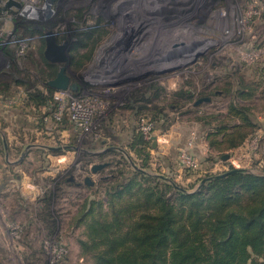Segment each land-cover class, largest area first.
<instances>
[{
	"label": "rangeland",
	"instance_id": "rangeland-1",
	"mask_svg": "<svg viewBox=\"0 0 264 264\" xmlns=\"http://www.w3.org/2000/svg\"><path fill=\"white\" fill-rule=\"evenodd\" d=\"M51 7L53 17L38 22L36 29L46 27V35L53 33L69 43L67 74L71 84L80 86L77 94L69 88L57 91L55 98L63 103L109 83L117 86L105 99L110 104L99 118L100 127L94 135L80 136L69 122L62 126L30 118L12 123L9 132L4 130L7 123H1L8 147L5 151L0 137V162L10 175L27 176L30 182L19 188L9 187L6 196L0 195V264H50L44 250L49 238L66 247L61 264H94L83 252L81 241L87 239L86 228L77 225L76 217L87 200L103 199V213H108V190L100 181L109 177L112 184V175L120 179L121 171L127 173L135 166L142 169L146 154L148 168L138 171L166 177L189 192L197 191L203 179L223 174L231 166L264 175V111L258 104L264 96L261 91L248 105L256 104L254 120L263 131L258 128L245 146L229 152L227 161L214 151L200 159L191 148H170L166 140L178 132L199 137L212 131L210 125L214 124H208L213 121L212 115H225L232 98L213 94L210 102L194 103L224 88L233 69L237 71L245 64V73L240 72L246 74V84L259 82L257 75L264 69V0H179L176 4H157L155 0H51ZM13 15L11 27L15 24ZM90 35L92 52H88L89 46L81 52L87 50L93 57L83 69H77L70 64L80 56L73 48ZM42 50L39 38L28 44L22 58L13 57L21 79L29 77L45 90L43 85L48 82L44 80L49 77L42 73L46 71ZM11 61L6 49L0 51V74L9 71ZM0 78L8 79L5 75ZM147 85L152 93L158 90V97L146 95ZM142 87L139 95L149 98L150 105L143 107L146 103L142 102L133 110L124 108L127 99ZM181 90L193 93L194 101L185 105V99L175 96ZM177 102L184 107L176 108ZM197 108L201 114H195ZM42 111L46 113L47 109ZM203 113L206 120L199 119ZM147 120L154 125L153 137L160 148L155 149L153 138H144L148 144L136 148L141 152L138 156L130 144L135 133L143 135L139 128ZM139 140L136 142L141 143ZM254 140L258 141L256 146L251 145ZM184 149L199 161L198 170H181L178 155ZM12 163L19 167L10 168ZM102 163L109 166L93 174L91 167ZM86 177L95 185L87 186ZM49 195L54 196L52 216L59 220L58 234L51 236L41 219ZM10 224L20 225L17 237L9 231Z\"/></svg>",
	"mask_w": 264,
	"mask_h": 264
},
{
	"label": "trees",
	"instance_id": "trees-1",
	"mask_svg": "<svg viewBox=\"0 0 264 264\" xmlns=\"http://www.w3.org/2000/svg\"><path fill=\"white\" fill-rule=\"evenodd\" d=\"M18 25L17 33L21 36L39 34L42 51H45L46 27L41 26L39 31L33 22H19ZM91 37L73 48V52H78L80 56L70 64L77 69H83L93 57L92 53H88L92 52ZM57 40L60 44L64 43ZM87 46L90 50L82 53ZM6 51L12 61L9 71L0 74L8 77L7 80L0 78V94L8 93L13 85L24 87L27 106L47 109L41 117L43 122L44 117L60 104L55 98L57 91L47 84L43 85V90L29 77L21 79L14 51ZM42 59L46 67L42 73L49 77L44 80L47 83L57 76L60 66L49 62L44 52ZM245 67L244 64L242 68H236L237 71L233 69L224 88L201 97L211 101L213 94H224L232 98L227 113L212 115L213 121L208 122L214 124L210 125L212 131L206 137L208 146L211 153L217 152L220 158L245 146L259 128L253 115L256 104L248 105V102L256 97L264 82L260 81L261 76L257 72L259 82L247 85L246 74H243ZM149 85L144 87L146 95L158 97V90L150 92L152 87ZM72 89L77 94L80 86ZM140 91L143 87L127 99L124 108L133 110L142 102L146 103L143 107L150 105L151 100L139 95ZM175 96L185 99V105L194 101L193 93L189 91L181 90ZM181 107L184 106L177 102L176 108ZM198 109L194 111L197 115L201 114ZM204 117H207L205 113L199 119L206 120ZM67 122L65 119L60 124L65 126ZM137 139L141 143L136 142ZM131 142L130 147L138 156L141 152L136 148H145L148 144L143 135L138 137L137 133ZM146 155L148 157L141 171L148 168L149 155ZM108 178L100 182L107 186L105 203L109 212L103 213V199L87 200L76 217L77 225L86 228L87 239L81 241L83 252L92 257L94 264H264V175L239 172L207 181L195 193L166 177L152 176L132 168L127 173L121 171L120 179L112 175V184ZM53 197L49 195L45 198L46 207L41 214L50 236L59 231V220L52 216Z\"/></svg>",
	"mask_w": 264,
	"mask_h": 264
},
{
	"label": "built area",
	"instance_id": "built-area-1",
	"mask_svg": "<svg viewBox=\"0 0 264 264\" xmlns=\"http://www.w3.org/2000/svg\"><path fill=\"white\" fill-rule=\"evenodd\" d=\"M7 1L8 0H0V51L10 49L14 51L18 58H22L28 44L42 37L40 35L21 36L17 33L16 25L19 22H33L39 27L37 23L47 21L53 17L54 10L51 7L50 0H44L43 2L41 0H14L20 4V9L7 8ZM13 13L15 14V24L11 27L10 25L14 18ZM147 33L148 32H146V34ZM145 37L147 39L149 34L144 36V38ZM142 39L139 41L140 45L143 43ZM116 86L117 85L114 83H109L107 86L98 89V91L93 90L92 93L80 94L71 98L68 102H61L55 111L45 116L43 120L46 123H50V121L61 123L66 119L77 131H79V133H81L80 136L94 135V131H97L100 127V125H98L99 118L102 117L110 104L105 101V99L113 94ZM10 102L12 103L13 100ZM153 129L154 125L150 120L143 121L139 128L146 140H151L153 138ZM95 136H97V134ZM195 141L196 135L194 133L187 146L189 148L194 147ZM257 142V140H254L251 145L256 146ZM178 162L183 171L198 170L200 168V163L197 161L196 157L185 149L179 152ZM231 164L234 166L235 162L231 161ZM31 188L35 189L34 186ZM20 229L21 227L19 224L9 225V231L13 236L17 237ZM44 250L49 257L50 264L58 263L67 254L65 246L50 238L44 242Z\"/></svg>",
	"mask_w": 264,
	"mask_h": 264
},
{
	"label": "crops",
	"instance_id": "crops-1",
	"mask_svg": "<svg viewBox=\"0 0 264 264\" xmlns=\"http://www.w3.org/2000/svg\"><path fill=\"white\" fill-rule=\"evenodd\" d=\"M264 69L261 72V78L260 81L262 80L264 82ZM259 72V74H260ZM264 86V83L262 84ZM261 87L259 89V94L260 91L264 93V87ZM261 95V94H260ZM260 97V96H259ZM26 98H27V93L26 91L22 90L21 87L17 85H13L10 88V91L6 94H0V137L4 143V150L7 151L6 147V133L9 132L10 125L13 123H21L22 120H28L32 119L34 121H38L39 119L41 120V114H45V111H42L45 109V107H36V105H29L27 106L26 104ZM13 100L11 103L10 101ZM260 101V100H259ZM263 102V103H261ZM259 104V107L264 109V101L261 100ZM264 116V114H263ZM262 116V119L264 117ZM261 119V117L259 118ZM3 122L7 123V125H4L6 128L2 130L1 128V123ZM43 122H45L43 120ZM261 131V127L259 128ZM263 131V130H262ZM188 134L183 132V133H173L169 136H167V143H170L168 145L170 148L172 146H181L184 148H188L187 144L189 140L191 139V135L187 136ZM206 135H199V137L196 136V141L194 144V147H192L190 150L192 153H194L197 157L200 159H204V156H207V154L210 153V149L208 146V142L206 139ZM9 140L11 141L13 137L10 138L9 134ZM160 148V144L157 143L156 145V150ZM155 151V150H154ZM97 154V153H95ZM223 161V160H222ZM224 162V161H223ZM12 167L10 168H17L19 167L18 163H12ZM21 182V183H20ZM30 179L27 176H15V175H10V172L8 173V168H4L3 164L0 162V195H7V190L9 187H16L19 188L20 184L24 185V183H29Z\"/></svg>",
	"mask_w": 264,
	"mask_h": 264
},
{
	"label": "water",
	"instance_id": "water-1",
	"mask_svg": "<svg viewBox=\"0 0 264 264\" xmlns=\"http://www.w3.org/2000/svg\"><path fill=\"white\" fill-rule=\"evenodd\" d=\"M155 1L157 4H161L163 2H169V3H174V4L179 3V0H155ZM6 7L9 9H11V8L20 9L21 8L20 4L14 0H8L6 2ZM45 44H46L45 52H44L45 58L51 63L61 65L57 76L54 79L48 81L47 85L52 87L56 91H66L69 88L76 89V85L71 84V77L67 74V68L65 66L69 61V56H68V52H69V48H70L69 43L64 42V43L60 44V43H58L56 35L53 33H49L48 35H46ZM203 102H210V99L209 98H201L195 102V106H198V105L202 104ZM153 142H154L153 146L156 147V145H157L156 137H153ZM6 147H7V145H6ZM52 149H55V148H52ZM56 149L59 150L60 148H56ZM229 158H230V155L227 154L222 158V160L227 161ZM108 166H109V163L94 164L91 167V172L93 174H97L100 171H102L103 169L107 168ZM135 168L137 170H140L136 166H135ZM246 171L247 170H245V169H233V170L227 171L223 174L207 178V179L202 181L199 189L197 191L192 192V193L198 192L207 181L219 179L222 177H226L228 175L236 174L239 172H246ZM85 184L86 185H92L93 184L90 177H86Z\"/></svg>",
	"mask_w": 264,
	"mask_h": 264
},
{
	"label": "flooded vegetation",
	"instance_id": "flooded-vegetation-1",
	"mask_svg": "<svg viewBox=\"0 0 264 264\" xmlns=\"http://www.w3.org/2000/svg\"><path fill=\"white\" fill-rule=\"evenodd\" d=\"M53 2L55 1V0H52Z\"/></svg>",
	"mask_w": 264,
	"mask_h": 264
}]
</instances>
